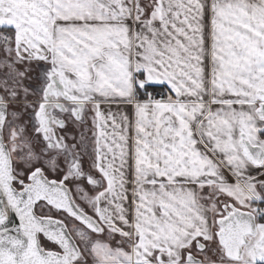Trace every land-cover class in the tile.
Here are the masks:
<instances>
[{
    "label": "snow or ice",
    "instance_id": "6c2138e0",
    "mask_svg": "<svg viewBox=\"0 0 264 264\" xmlns=\"http://www.w3.org/2000/svg\"><path fill=\"white\" fill-rule=\"evenodd\" d=\"M0 264H264V0H0Z\"/></svg>",
    "mask_w": 264,
    "mask_h": 264
}]
</instances>
